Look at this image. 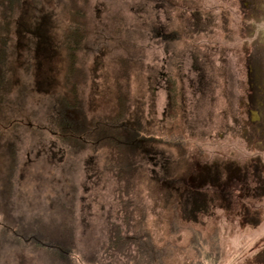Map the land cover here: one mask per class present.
Returning <instances> with one entry per match:
<instances>
[{
  "label": "rangeland",
  "instance_id": "obj_1",
  "mask_svg": "<svg viewBox=\"0 0 264 264\" xmlns=\"http://www.w3.org/2000/svg\"><path fill=\"white\" fill-rule=\"evenodd\" d=\"M37 1V18L41 24L48 19L50 25H42L37 37L12 32L13 43L15 38L21 39L15 51L9 45L0 46V194L9 170L13 169L9 208L16 226L12 230L23 235L38 224L52 227L65 223L72 228L75 239L74 264H85L81 257L88 264L95 255L105 264H125L122 256L105 257L111 229L118 226L126 236L148 235L157 246L171 242L168 224L173 212L171 205L166 204L164 181L188 172H200L206 181L212 180L211 173L216 170L207 171L199 165L196 155L187 153L194 148L202 151L203 157H209L216 143L231 148V155H239L234 129L229 134L220 129V141L206 140L216 136L213 131L222 125L225 110L220 90L215 91L218 107L211 102V63L221 64L224 53L234 67L230 59L235 54L227 8L219 0H178L173 14L172 0H160L156 5L153 0H89L86 16L90 50L80 53L78 61V66L86 71L80 96L87 119L106 123L103 121L115 113L117 95L123 93L130 126H135L139 115L152 138L160 136L162 142L168 143L157 145L153 139H141L127 161V166L133 162L137 170L122 180L116 171L120 157L113 159L108 148L90 140L65 143L57 137V103L65 94L60 41L66 29L63 13L69 0ZM29 3L33 8V0ZM204 11L209 21L203 16L200 26L195 28H199L198 32L187 37L179 30L180 42L165 46L167 51L163 50L161 37L148 35L152 20L157 26L168 23L164 14L177 20L178 14L198 16ZM200 39L204 45L196 46L195 40ZM59 45L62 52L58 51ZM198 52L205 53V60L196 55ZM182 60L185 61L181 63ZM193 66L199 71H194ZM166 72L170 75L165 81L159 73ZM184 88L192 89L194 97L189 94L191 91L185 94ZM192 115L203 125L195 130L199 140L189 133L172 131L177 121L184 117L188 120V116L192 119ZM182 125L184 128L179 130H192ZM221 151L215 152L229 154ZM217 172V181L227 184L229 167L223 166L222 173L219 169ZM225 201L217 198L216 206L236 210ZM251 208L257 209L259 217L248 213L246 218L253 222L245 226L229 222L227 217L231 214H224L221 208L213 211L204 205L199 212L203 223L194 228L205 236L215 226L219 235L225 233V249L231 257L226 264H264V209L260 205ZM199 209L193 203L189 213L185 215L183 209L179 213L185 222H196ZM212 211L214 219L210 220ZM1 219L0 215V224ZM178 223L182 224L180 218ZM16 235L0 232V264H65V258L59 261L50 250H35L34 245ZM177 241L183 243L181 237ZM178 250L175 262L182 264L185 255Z\"/></svg>",
  "mask_w": 264,
  "mask_h": 264
},
{
  "label": "trees",
  "instance_id": "obj_2",
  "mask_svg": "<svg viewBox=\"0 0 264 264\" xmlns=\"http://www.w3.org/2000/svg\"><path fill=\"white\" fill-rule=\"evenodd\" d=\"M88 2L89 0H69L63 13L66 29L63 31L60 42L64 53L65 75L63 87L65 94L60 97V101L57 103L58 111L56 114L58 116L55 119L58 129L57 137L65 143L71 142V140H90L99 147L108 148L113 159L117 161L120 157V164L116 171L118 179L124 180L133 171L137 170L133 162L131 166H127V161L130 151L133 150L136 144L143 141L141 139H153L157 145L168 143L162 142L160 136L154 135L155 137L152 138L153 135L142 126L139 115L136 117L135 126H130L131 120L125 117L128 114V107L126 95L123 93L117 95L115 113H112L106 121H103L106 123L87 119L80 96V85L86 79V71L78 66V61L80 53L90 50L88 40L89 23L86 16ZM156 2L158 0H153L154 4ZM29 4V0H0V46L9 45L15 51L18 49V45L21 44V39L16 40L15 38L13 43L12 32L19 35L22 31L23 34L37 37L39 36V28H43L42 25H50L48 19H44L46 24H41V19L37 18V13L40 11V9L38 10V1L33 0V8ZM32 12L34 13L30 16ZM204 14H206L205 11L200 12L198 16L193 14L189 17H180L187 25L186 27L193 31L200 26L199 21L203 16H206L209 21V17ZM166 17L169 19L170 15ZM150 25L152 28L149 31V37L161 27L165 28L164 25L157 26V23H154L153 20ZM202 26L204 27V25H201L200 28H203ZM33 27H36L37 30H33ZM184 37L187 36L184 35ZM195 42L197 45H201L203 41L200 39L195 40ZM58 51H61L60 45ZM193 68L199 70L198 67L193 66ZM172 131L183 133L180 130ZM160 133H163V129L160 130ZM69 144L74 145V143ZM12 173L13 169H10L8 179L4 181L0 194V215L2 216L0 232L6 235H16L12 230L16 223L9 208L12 197V185L10 183ZM171 211L173 217L168 224V232L170 237L173 238L170 241L174 243L166 242L162 246H157L148 235L126 236L127 234H122L120 227L115 226L109 233L105 257L122 256L126 259L125 264H176V255L178 249H181L185 255L182 264H226L230 260L231 257L225 249V233L219 235L220 230L218 227L215 226L212 229L213 231L205 236L200 230L194 228L199 225V222H185L175 204L171 206ZM179 218L182 224L178 223ZM200 218L204 219L202 214ZM16 237L23 242L34 245L35 250L42 248L52 251L59 261L65 258V264H74L72 255L75 248V239L72 228L65 223L52 227L38 224L29 233L16 235ZM177 237H181L183 240V243H179L180 245L177 243ZM81 258L86 264L87 260ZM88 264L105 263L100 260L98 255H95L91 257Z\"/></svg>",
  "mask_w": 264,
  "mask_h": 264
},
{
  "label": "flooded vegetation",
  "instance_id": "obj_3",
  "mask_svg": "<svg viewBox=\"0 0 264 264\" xmlns=\"http://www.w3.org/2000/svg\"><path fill=\"white\" fill-rule=\"evenodd\" d=\"M236 1L238 3L240 1L244 3V7L241 9L243 10L242 12H244V14L254 11V0ZM177 2L178 0L171 1L173 7L170 8L173 10V14L176 12L175 10L177 8ZM160 3V0H158V2L153 5ZM164 16L168 22H166L167 24H164L163 27L165 28L163 29L161 27V29H158L159 31H154L150 37H161V43L164 46L163 50L167 51L165 46L178 43V41L180 42V38H182V36L179 34V30L183 31L184 35H188L193 33L196 29L192 31L189 29V27H186L187 25L181 19L179 14L177 20H172V15H170L169 19H167L165 14ZM196 32H198V30L195 31V33ZM196 46L198 45L196 44ZM196 55H200L203 60L206 58V55L203 52H198ZM221 57L223 59L221 64H216L215 62L213 64L211 63V72L208 73V76L210 77L211 90L209 92L212 97V104L217 103V106L216 104L215 106L218 107V101L215 95V91L217 92V90H220L219 95L225 103V110L223 112L224 120L219 128H217V125H215L217 131L213 132H215L216 136H209L206 140H210V142L213 140L214 142L220 141V137L218 135L220 129H224L223 132L220 131L221 133L225 132L226 134H229L230 131L234 129L233 134L236 136L246 135L249 139L251 137L257 136L258 139L251 140L252 144L250 146L249 144L246 145L242 143L244 140H235V142L238 144H244L243 152L245 153H242L238 156L231 155V152L233 151L231 148L219 147L216 145V143L214 144L212 148L213 152L209 157H203L202 151L193 148L194 151L187 154L196 155L200 161L199 165L204 166L207 171H209L211 168L216 170L211 173L212 180L210 182L206 181L200 172H195L193 174L188 172L185 175L187 176L189 174L187 177H185L184 174L173 176L172 178L164 181V195L165 198L168 197L166 204L168 203V205L171 206L175 204L178 209H183L185 211V215L189 213L190 207L193 203H195V205L197 204V206H203H201L199 210L204 209V205H207V208L210 207L211 210L213 209V211H216V208L224 209L222 205L216 206V203H218L217 198L222 197L223 200H226L225 202L231 206V208L236 209L235 211H227L226 209L221 210L224 214H228V216L231 214V216L227 217L228 221L233 224L235 223L237 225L245 226L253 222L252 220L246 218L248 213L252 212L255 217H259L257 214V209L251 208V205L259 206L262 204L261 201L264 199V105L263 109L261 110V115L257 114L256 110L253 108L255 97L264 95V91L262 89L255 87L257 82L260 79H263L261 76L258 77V73L252 72L251 68L248 69L247 73L244 72V69L241 67H238L237 71L235 67L236 64L233 63L235 61L234 57L230 59L235 68L229 65L228 56L226 54L223 53ZM166 59L167 61L169 60L168 57ZM183 61L185 60L180 62L183 63ZM201 74L205 76L207 75V73ZM159 75L163 76L166 80L167 75L170 74L166 72L159 73ZM183 79L185 80L186 78L184 77ZM219 87L221 88L219 89ZM184 91L185 94L191 91L192 94L190 92L189 94L193 95L192 89L187 90L184 88ZM191 118L193 121L192 119H189V116L188 120L184 117L183 121H177V125L174 126L172 130L184 128L182 125L184 123L186 124L185 128L192 130H190V132L183 130L180 131L189 133L192 137L197 139V137H195V130L202 128L203 125L202 122L194 120V115H192ZM226 141L228 143V140ZM254 141L256 142L253 143ZM245 142L249 143V140H245ZM258 143H260V146L257 145ZM255 145H257L258 148H256ZM164 146H168V144H164ZM218 150H222L220 153H226L227 155L229 152V154L224 156L219 154V152H215ZM183 154L184 153H182L180 156ZM223 166L229 167L230 175L229 177H226L227 184L217 181L218 178H220V176H217V170L219 169L221 172ZM213 211V217L209 218L210 220L214 219ZM200 215L201 214L198 213L196 218V222H199V224L203 223V219L200 218Z\"/></svg>",
  "mask_w": 264,
  "mask_h": 264
},
{
  "label": "water",
  "instance_id": "obj_4",
  "mask_svg": "<svg viewBox=\"0 0 264 264\" xmlns=\"http://www.w3.org/2000/svg\"><path fill=\"white\" fill-rule=\"evenodd\" d=\"M223 1L230 18L235 67L237 71L238 67H241L246 73L250 68L252 72L258 73V77L261 76L263 80L260 79L255 87L264 91V0H254V11L246 14L241 10L244 7L243 2L240 1L238 3L236 0ZM263 105L264 95L256 96L253 108L257 114H262ZM237 138L238 140H244L242 143L249 144V146L252 144L251 140L258 139L257 136L249 139L246 135H237ZM245 140H249V143L245 142ZM244 144H239V155L245 153L243 152ZM257 145L260 146V143ZM257 145H255L256 148H258ZM261 202L260 206L264 209V199Z\"/></svg>",
  "mask_w": 264,
  "mask_h": 264
}]
</instances>
